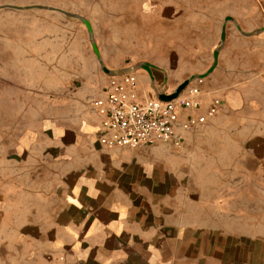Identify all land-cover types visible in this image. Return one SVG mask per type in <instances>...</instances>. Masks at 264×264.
<instances>
[{"label": "rangeland", "instance_id": "obj_1", "mask_svg": "<svg viewBox=\"0 0 264 264\" xmlns=\"http://www.w3.org/2000/svg\"><path fill=\"white\" fill-rule=\"evenodd\" d=\"M259 50L264 53V0H0V63L8 74L11 63L34 70L19 73L33 81L0 79V254L12 234L23 233L13 223L18 198L35 179H48L34 173L45 156L35 150L62 126L96 122L92 104L106 82V70L136 65L138 84L144 75L150 87L174 91L207 73L217 52L214 70L251 66L243 80L249 86ZM221 132L198 134L213 137V143L141 151L146 169L158 173L147 178L148 186L150 179L156 185L162 181L168 190L175 179L169 176L172 170L180 172L178 184L189 187L192 200L201 197L207 184H234L236 178L226 171L236 167L238 152L223 143ZM212 169L223 176H211ZM254 245V260L264 261V244ZM236 252L233 247L227 251L229 261H237Z\"/></svg>", "mask_w": 264, "mask_h": 264}, {"label": "crops", "instance_id": "obj_2", "mask_svg": "<svg viewBox=\"0 0 264 264\" xmlns=\"http://www.w3.org/2000/svg\"><path fill=\"white\" fill-rule=\"evenodd\" d=\"M258 53L262 56L249 86L243 80L251 66L244 69L241 63L232 70L217 68L191 84L200 90L199 112L214 97L222 105L186 137L184 146L213 143V137L198 134L222 131L223 143L238 152L236 167L226 171L236 178L234 184H207L192 200L189 187L178 184L180 172L172 170L169 176L175 179L168 190L162 181L156 185L150 179L148 186L147 178L158 175L145 167L141 151L150 146L101 145L100 117L92 104L95 123L62 126L35 150L45 156L34 173L48 179H35L18 198L13 223L23 233L12 234L0 264H264L253 257L254 244H264V53ZM31 71L26 64L11 63L8 74L0 63L1 80H29L19 73ZM143 77L138 97L155 98L154 87ZM158 89L172 92L166 86ZM84 129L89 136L82 135ZM209 174L221 177L223 171ZM232 247L235 263L227 257Z\"/></svg>", "mask_w": 264, "mask_h": 264}, {"label": "built area", "instance_id": "obj_3", "mask_svg": "<svg viewBox=\"0 0 264 264\" xmlns=\"http://www.w3.org/2000/svg\"><path fill=\"white\" fill-rule=\"evenodd\" d=\"M132 66L107 75L102 95L93 101L100 117L99 142L104 147L165 145L179 149L190 133L219 112L222 101L217 97L211 99L205 112H199L200 90L192 83L173 100L155 96L142 102L137 94V73L127 70ZM203 79L194 81L201 83Z\"/></svg>", "mask_w": 264, "mask_h": 264}, {"label": "water", "instance_id": "obj_4", "mask_svg": "<svg viewBox=\"0 0 264 264\" xmlns=\"http://www.w3.org/2000/svg\"><path fill=\"white\" fill-rule=\"evenodd\" d=\"M224 37H225V27L223 28L222 39H224ZM217 57H218L217 56V52H215V54H214L215 61H214L213 65L210 67V69L208 70V72L205 73V74L198 75L195 78H204L208 74H210L214 70V68L216 67V65H217V60H218ZM143 66H144V69L147 70V72L151 73V67H150V65L144 64ZM137 69H138V67H136V65H133L131 68H128L127 70H134V71H136ZM115 73L116 72H114L112 70H106V74L107 75H114ZM195 78H193L192 80H194ZM190 83H191V80H189V79L183 81L171 93H167L165 89L159 90L158 88L155 87L154 88L155 96L157 98H159V99L164 100V101L173 100V99L177 98L190 85Z\"/></svg>", "mask_w": 264, "mask_h": 264}]
</instances>
